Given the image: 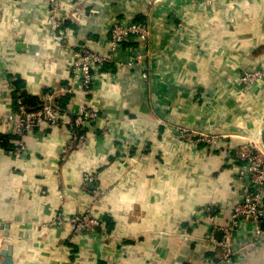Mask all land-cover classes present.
<instances>
[{
	"label": "crops",
	"instance_id": "obj_1",
	"mask_svg": "<svg viewBox=\"0 0 264 264\" xmlns=\"http://www.w3.org/2000/svg\"><path fill=\"white\" fill-rule=\"evenodd\" d=\"M58 3L54 17L46 0H0V252L11 247L10 264H206L211 224L226 225L243 194L233 149L264 126V81L239 83L264 68V0ZM124 21L148 24L147 47L133 49L140 68L108 64L89 92L79 83L60 92L62 126L35 128L15 160L2 123L14 84L38 98L62 90L74 51H104ZM82 106L98 119L65 152ZM177 126L220 139L191 143ZM57 214H90L104 228L74 235L51 226ZM236 264H264V244Z\"/></svg>",
	"mask_w": 264,
	"mask_h": 264
},
{
	"label": "built area",
	"instance_id": "obj_2",
	"mask_svg": "<svg viewBox=\"0 0 264 264\" xmlns=\"http://www.w3.org/2000/svg\"><path fill=\"white\" fill-rule=\"evenodd\" d=\"M46 1L51 6L50 14L55 17L59 7L58 0ZM148 38L149 27L146 22H114L110 28L106 49L94 51L86 45L79 46L74 51L69 65L71 76L68 78V85L62 90L43 94L40 97L42 104L38 109L28 110L20 98L15 99L12 109L2 119V123L7 124L9 133L14 138L11 156L20 161L25 152V138L35 128L43 126L45 129H55L62 126V113L56 105V98L60 92L71 94L75 83H79L83 91L89 92L95 78L104 73V68L108 64H113L114 67L140 68L144 53L134 52V44L140 49H145ZM131 54L134 56L129 58ZM261 80L264 81V68L243 73L239 77L243 91H247ZM97 119L98 115L92 109L86 106L78 109L70 126V142L65 152L71 147L82 146L84 137L79 133V129L84 130ZM175 135L191 143L201 142L208 145H213L220 139V136L190 131L182 126L175 128ZM233 152L234 165L237 167L236 179L243 187V194L234 203L226 225L218 226L214 221L213 225L211 224L206 238L210 249L213 250V257L207 259L206 264H236L247 249L256 250L264 244V149L263 147L258 149L255 141L248 140L235 146ZM84 181L94 183L97 179L95 176L86 175ZM208 210L206 209L207 212ZM248 222H250L248 229H244L245 223ZM50 224L52 227H68L74 235H81L82 231L93 232L96 228H104L103 221L90 214L65 218L57 214ZM244 230L251 235L249 240L241 244V232H245ZM216 232L222 234L221 239L215 238Z\"/></svg>",
	"mask_w": 264,
	"mask_h": 264
},
{
	"label": "trees",
	"instance_id": "obj_3",
	"mask_svg": "<svg viewBox=\"0 0 264 264\" xmlns=\"http://www.w3.org/2000/svg\"><path fill=\"white\" fill-rule=\"evenodd\" d=\"M14 86L16 87V90L14 92V99L20 98L26 109L36 110L41 106V104H42L41 98H38L35 96H30L26 92H22L21 89L23 88V85L20 82H17L16 84H14ZM57 103H58V101H56V105H57ZM57 107H58V109L62 110L63 104L61 105L58 103ZM7 140H8L7 137L0 135V145H3L4 143H6ZM13 140H14V138H13ZM11 147H12V143H11Z\"/></svg>",
	"mask_w": 264,
	"mask_h": 264
},
{
	"label": "water",
	"instance_id": "obj_4",
	"mask_svg": "<svg viewBox=\"0 0 264 264\" xmlns=\"http://www.w3.org/2000/svg\"><path fill=\"white\" fill-rule=\"evenodd\" d=\"M161 74L162 76L164 77V74H163V71H162V68H161ZM175 86H183L182 84L180 83H175L174 84ZM260 142H261V145L264 149V126L263 128L261 129L260 131ZM217 236H222L221 233H217ZM220 239V238H219ZM11 253H12V249L11 247L7 248L5 251H2L0 252V257H3L4 258V263L5 264H10L11 263Z\"/></svg>",
	"mask_w": 264,
	"mask_h": 264
},
{
	"label": "rangeland",
	"instance_id": "obj_5",
	"mask_svg": "<svg viewBox=\"0 0 264 264\" xmlns=\"http://www.w3.org/2000/svg\"><path fill=\"white\" fill-rule=\"evenodd\" d=\"M259 135V136H258ZM253 138H251V139H249V140H253V141H255L256 143H257V148L258 149H261L262 147V145H261V142H260V132H258L257 134H255V135H253L252 136Z\"/></svg>",
	"mask_w": 264,
	"mask_h": 264
},
{
	"label": "bare ground",
	"instance_id": "obj_6",
	"mask_svg": "<svg viewBox=\"0 0 264 264\" xmlns=\"http://www.w3.org/2000/svg\"><path fill=\"white\" fill-rule=\"evenodd\" d=\"M259 136V135H258Z\"/></svg>",
	"mask_w": 264,
	"mask_h": 264
}]
</instances>
